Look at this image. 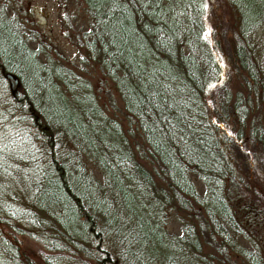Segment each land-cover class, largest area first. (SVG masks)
<instances>
[{"label": "trees", "instance_id": "16d2710c", "mask_svg": "<svg viewBox=\"0 0 264 264\" xmlns=\"http://www.w3.org/2000/svg\"><path fill=\"white\" fill-rule=\"evenodd\" d=\"M68 4L0 0V264H264V0Z\"/></svg>", "mask_w": 264, "mask_h": 264}, {"label": "rangeland", "instance_id": "374dc122", "mask_svg": "<svg viewBox=\"0 0 264 264\" xmlns=\"http://www.w3.org/2000/svg\"><path fill=\"white\" fill-rule=\"evenodd\" d=\"M69 0H10L13 6H16L19 13L27 17V19L34 20L36 28L47 37V40H53L57 43L58 48L63 51L64 55H72L74 52L73 45L65 37L60 23V16L63 11L71 7L68 4ZM71 1L70 3H72ZM67 4L69 6H67ZM25 11V13L22 12ZM19 14V15H20ZM75 14L80 16V11L77 8ZM262 59L264 64V49H262ZM11 151V150H10ZM15 155V151H12ZM11 158L9 157L8 150L2 145L0 146V182L6 180L8 174L5 172L10 167ZM16 164V163H14ZM16 167L10 168L12 175L11 179L15 180L18 177ZM16 183V182H15ZM264 242V240H263ZM25 246H29L33 249V243L27 241L24 242ZM31 249V251H32Z\"/></svg>", "mask_w": 264, "mask_h": 264}, {"label": "water", "instance_id": "95a60500", "mask_svg": "<svg viewBox=\"0 0 264 264\" xmlns=\"http://www.w3.org/2000/svg\"><path fill=\"white\" fill-rule=\"evenodd\" d=\"M5 77L9 82L10 89H14L16 86V81H17L16 77H14L12 74L8 72L5 73Z\"/></svg>", "mask_w": 264, "mask_h": 264}]
</instances>
